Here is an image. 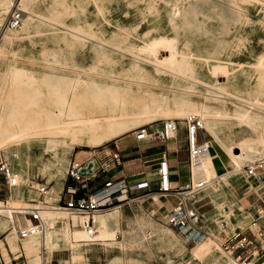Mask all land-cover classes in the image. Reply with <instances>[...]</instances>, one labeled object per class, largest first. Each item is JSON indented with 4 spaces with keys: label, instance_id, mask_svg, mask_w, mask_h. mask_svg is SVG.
Listing matches in <instances>:
<instances>
[{
    "label": "rangeland",
    "instance_id": "374dc122",
    "mask_svg": "<svg viewBox=\"0 0 264 264\" xmlns=\"http://www.w3.org/2000/svg\"><path fill=\"white\" fill-rule=\"evenodd\" d=\"M7 1L0 0L2 118L7 120V114L21 97L11 74L13 67L25 78L26 73H31L33 78L27 77L30 81H38L36 85L34 83L38 93L27 97L34 99L35 107L44 105L55 109L53 99L47 93L46 75L80 78L103 88L118 87L125 106L132 105L137 99L139 102L149 100L154 95L169 101L186 99L194 104L195 111L188 115H195L202 121L201 113L207 121L208 129L199 131L197 141L212 139L210 128L220 142L214 149L220 159H216L215 164H222L228 170L232 168L230 159L224 157L219 148L225 152L229 149L235 154L244 153L242 142L247 140L257 149L250 154L243 172L231 173L228 179L220 181L218 193L222 197L218 207L205 216L209 220L210 234L216 231L214 238L222 244L236 231L251 235L261 228L264 232V204L261 201L264 187L259 188L245 175V170L255 161L264 160V0H10L9 6L5 4ZM15 11L20 14V22L12 28L9 19ZM77 89L72 95L73 103L79 107L78 98L85 93L90 108L87 114L91 117L102 120L105 115L121 109L108 96L102 95V100L96 102L90 91ZM138 111L139 108L131 106L127 111L128 117L138 120L137 125L102 145H89L86 142L88 134H81L76 137L81 139L70 154H64L60 143L55 150L54 145L46 148L45 142L33 138L27 148L24 145L18 149L14 147L19 152L14 155L0 151V156L7 159L14 170H28L27 184L15 180L17 185L9 186L0 179V200L22 206L60 207L63 204L58 203V192L67 177L70 161H82L92 154L112 150L121 154L123 164L108 174L125 179L127 187L144 181L148 186L120 194L117 201L101 212L105 220L99 224L116 228L119 232L117 241L121 245L94 241L95 245L83 251L86 264H179L184 263L188 255L198 256L203 264L211 256L231 263L232 259L222 249L217 247L218 251H214V243V246L205 243L208 245L206 250L197 244H185L180 234L166 223V216L153 201L164 193L157 183L161 156L139 155L143 146H165L173 141L176 147L183 148L179 151L182 162L178 169L180 176H187L188 154L184 149L188 145L185 130L188 116L174 115L159 108L156 121L144 124ZM165 120H176L177 125L183 127L176 138L169 141L153 136L144 140L134 138L140 127H146L152 134L157 124ZM70 136L60 134L59 138L67 145ZM35 183L46 185L50 194H40V186ZM16 188L26 193L20 197L13 194L7 199L5 193ZM210 189L214 190L213 184L203 187L200 196L208 194ZM208 208L213 206H201L200 211ZM255 209L263 210L256 229L250 226ZM165 210L164 207L162 211ZM13 215L19 217L21 214ZM48 217L55 224L51 228L61 224L62 219ZM68 218L73 222L78 217L68 215ZM23 221L24 217L17 218L20 225ZM218 221L224 225H219ZM9 233L10 230L0 233V240H15L16 249L10 246L12 252L18 250L20 242L25 250L22 239L15 234L8 236ZM54 243L59 248L53 251H60L55 252L53 261L48 264H70L58 261L60 257L70 259V239L65 243L66 248H62L60 240ZM254 244L257 255L256 249L264 244L263 236L257 235ZM0 249L4 255L5 250ZM114 256L121 260L113 263L111 258ZM27 264H33L29 258Z\"/></svg>",
    "mask_w": 264,
    "mask_h": 264
},
{
    "label": "bare ground",
    "instance_id": "6f19581e",
    "mask_svg": "<svg viewBox=\"0 0 264 264\" xmlns=\"http://www.w3.org/2000/svg\"><path fill=\"white\" fill-rule=\"evenodd\" d=\"M5 4H8L7 6H9L12 3L10 2V0H8ZM23 16H25V14H23ZM17 69L18 68L13 67L11 69L12 71L11 74L14 75V79H16L15 82L17 85L16 92L18 95L20 94L21 97L17 98L14 108L11 109V111L7 114L6 117L7 120L2 118L3 113L0 112V151H3L7 155H14L15 153H19L18 150L16 149L20 148L21 145H24L27 148L28 142L32 138L37 140L38 142H45L46 148L52 147L54 145L53 148H55V150L56 147L59 146L58 143H60L63 147L64 154H70L71 150H73L75 145H78L79 141L77 140H80L81 138L78 137L80 139H77L76 137L81 134H88V137H86L88 138V140L86 142L89 145H102L104 143H108L112 141L114 138L118 137L119 135L127 132V130H129L131 127L139 123L137 119L127 116L128 115L127 111L130 108V106L137 109L139 108L140 112L139 111L138 112L140 113L139 115L141 121L145 122L144 124H149L156 121V113L159 108L167 110L173 113L174 115L182 114L188 116L187 118L190 117L188 115L190 112H195L193 111L194 104H192L190 101L186 99L179 98V99H171V101H169L166 97L163 96L158 97L157 95L156 97L155 95L150 96L148 98L149 100L143 102H139V100L137 99L135 102L131 103L132 105L125 106L124 104L125 102L122 100L121 90H119L118 87L108 86L106 88H103L96 83H91V82L89 83L80 78H66L63 76L51 77L50 75H46L45 85L49 97L53 99V102L55 104L54 107L55 109L52 108L48 109L44 105L43 106L39 105L38 107H35L37 103L34 101V99H32V97L30 98L27 97L31 96L34 93L35 94L38 93L36 92V87L34 86V83L36 85L38 81L36 80H35L36 82L30 81L33 78L31 73L29 72L26 73L25 74L26 78H25L22 74H20V72ZM27 74H29L30 76ZM27 77L29 78L31 77V79L29 80ZM9 82H11V80ZM77 88L86 89L87 91H90V95L94 96V100L96 102L102 100L101 97L102 95L103 97L108 96V98L111 101H114L115 104L121 108L120 111L116 113L115 112L111 113L110 115L107 114L104 116L103 119L101 118L102 120L94 116L91 117L90 115L87 114L90 111L89 110L90 108L89 105L87 104L89 102V100H87L88 98L87 99L84 98L85 93L83 94L82 98L80 99L78 98L77 102L79 104V107L77 104L75 105V103H73L72 95L74 94ZM81 95L82 94H79V96ZM83 99L85 102H83ZM134 111L135 110H133L132 112ZM131 115H133V113ZM200 117L202 121L198 119V123L201 130L203 128L208 129L206 124L207 121L205 120L204 115L200 113ZM209 131L212 139L206 141L205 145L210 146L212 144H217L220 146L219 144L220 142L217 136L215 135L214 131H212L210 128ZM60 134L71 135L70 143L65 145L64 140L59 138ZM194 139L195 137L193 136V140ZM242 145L244 147L243 149L244 153L235 154L229 149L226 150L225 152L228 155L232 164V168L230 170L218 172L214 168L210 156H207L205 158V161L203 162L205 174L209 179L208 184L205 186H209L213 184L214 191L216 193V196L213 198V203L215 207H218L219 200L222 197L221 194L218 193L219 190L218 186L220 184V181L223 179H228L231 173H236L239 171L243 172L244 167L247 165L246 163H248L249 161L250 154L253 151L257 150L253 148V146L250 145L247 140L242 142ZM14 147L16 149H14ZM262 147L264 146L262 145ZM255 163H260L261 165H263L264 160L261 159L255 161L254 164ZM216 166L218 168V165ZM220 166L221 165H219V167ZM11 169L15 174L14 180H22L24 184L25 183L27 184V180L25 176L26 173H28V170L19 171V170H14L12 167ZM35 185L40 186V184L38 183H35ZM170 185H174V183L170 182ZM44 194H48V195L50 194L48 189ZM25 206L16 205L8 201L5 203L0 200V231L10 228V233L8 236H12L14 234L18 236L16 228L12 225L13 214L18 213L24 216L27 211L26 208L33 207L27 205ZM34 206L41 208L40 213L43 218L44 229L42 232L29 234L26 238L22 239V241L26 250L27 257L30 259V261L33 264H48L53 261L51 257L52 250L54 248H59L57 244L54 243V241L55 240L62 241L63 242L62 248H64L65 243L68 242L69 237L67 235V230L69 227V223H68L69 214L61 207L46 208L38 205H34ZM98 214H101V212H98L94 215L95 223L97 222L96 216ZM49 215H51V217L54 216L55 220L57 219L63 220V222L61 220L62 225L60 224L61 225L60 228H51L53 226V223L51 221L52 219L48 217ZM72 216L78 217L77 219H75L76 225L73 227L81 229V231H78L77 234L82 236L83 241L79 242V241L70 240V246L72 250V253H70L71 255L69 257L70 259L61 262H68L70 264H74L75 262L78 264H86L85 262L87 261L84 262L85 253H83V251L89 249L87 247H91L95 245V243H93L94 241H104V242L111 241V244L121 245V242L117 241L119 232L112 225L109 224L101 225L97 223L96 226L97 232L94 236V239H91V237L87 235V233L85 232L83 226H81L83 222L87 219L86 216L71 215V217ZM205 216H208V213H205L204 217ZM205 220L209 222V220L206 217ZM218 223L219 225H224V224H220V221H218ZM206 226H207L208 236L206 239L197 243V245L202 250H204L205 248L206 249L208 248L207 244L212 243L213 245L214 243L216 245V246L213 245L214 251L217 250L218 248L221 250L222 249L221 243L214 238L216 231L215 232L211 231L210 234L208 223ZM256 228L257 226H254V229ZM255 231H257V229ZM8 242L10 246L13 248V250H15L16 249L15 240L9 238ZM0 247H2L3 250L6 249L4 248L2 242H0ZM224 252L232 259V262L239 264V262L233 256H231L226 251ZM4 256L6 261L9 262L10 257L7 256L6 251L4 252ZM111 259L113 263H115L121 260V257L114 256ZM192 261H197L203 264L198 258V256L191 257L190 255H188L186 257V260L183 262L191 264ZM179 264H181V262Z\"/></svg>",
    "mask_w": 264,
    "mask_h": 264
},
{
    "label": "built area",
    "instance_id": "2783aa9c",
    "mask_svg": "<svg viewBox=\"0 0 264 264\" xmlns=\"http://www.w3.org/2000/svg\"><path fill=\"white\" fill-rule=\"evenodd\" d=\"M20 22L19 13H12L9 19V25L12 28L18 26ZM185 130L188 138V157H189V182L184 187H177L170 185V171L169 163L166 153H162L161 160L158 165V189L164 192L165 195H172L176 198L175 204L170 208L167 214L166 223L175 229L180 234L185 244L195 245L208 236L207 221L203 213L200 211L198 203L201 201L199 193L202 188L208 184L203 162L207 156H210L209 148L205 142L199 143L197 136L201 130L198 117L195 115L186 119ZM178 125L176 120H165L162 122L161 129L157 133L149 134L146 127H140L134 135L136 140H144L147 136L158 138L163 141L173 139L176 137ZM190 136V138H189ZM193 136L195 139L193 140ZM100 161V172L106 174L114 168L121 167L123 164L122 156L119 152L108 150L100 153L97 156ZM263 165L255 163L245 170L246 178L255 182L259 188L264 187V170ZM93 163L87 164L86 161H78L73 159L70 161L67 169V177L73 182L66 188L68 194L67 201L61 206L69 215H83L86 220L81 226L85 229L87 235L94 239L96 234V223L94 215L98 212L105 211L115 201L118 200L119 195L128 193L130 186L122 180H106L101 186L92 188L90 181L95 174ZM0 175L4 182L9 186H15V174L11 169L7 159L0 156ZM148 186V182H139L136 184L137 188H144ZM47 190L46 185L40 184L38 189L40 194H44ZM264 204V195L261 199ZM25 216L28 224L26 227H18L17 234L20 239L26 238L29 234L42 232L44 229V222L41 215V208L37 206L26 208ZM261 211L255 209L252 212L250 222L251 228L257 226L262 218ZM258 236H263L264 232L261 228L257 232H252L248 235L246 232L236 231L229 238L221 244L224 251L233 256L239 264H264V244L259 245L256 249L255 255L254 241ZM253 237V239H252ZM15 264H26L25 254L20 252L16 257L11 253ZM0 263L5 264L0 249ZM189 264V263H181ZM194 264H201L196 262Z\"/></svg>",
    "mask_w": 264,
    "mask_h": 264
},
{
    "label": "crops",
    "instance_id": "0c3cea01",
    "mask_svg": "<svg viewBox=\"0 0 264 264\" xmlns=\"http://www.w3.org/2000/svg\"><path fill=\"white\" fill-rule=\"evenodd\" d=\"M161 126H162V123L161 124H157L154 133H156L158 130H160ZM180 129H183V127L182 126H178V131ZM178 131H177V133H178ZM154 133H152V134H154ZM149 134H151V132ZM179 137H181L180 133H179ZM202 142H206V139H205V141L201 140L199 143H202ZM216 147H218L217 144H212V145H210V148H209L210 158L212 160L213 166L218 172L227 171L228 169L224 165L220 164L222 167L221 166L219 167V164H218V168H217V166H216L217 164L214 163V161L216 159H218V156H219L217 154V152H214V149ZM219 149H220L221 153L223 154V156L228 159L229 157L225 153V151L222 148H219ZM181 150H183V148L182 147H178V146L176 147V143L172 141V142L167 143L165 146L164 145H160L158 147L143 146L141 148L140 152H139V155L141 153H143V154H147L146 157L152 158V157H158V156L160 157V156H162V153L165 152L166 155H167V158H168V163H169L170 180H171V183H174V185H171V186H177V187L181 188V187H184L189 182V157L187 159V162H188V167H187V170H186L187 171L186 172L187 176H185V177L180 176V171L178 169V165L182 162L180 160V158H179V151H181ZM184 150H186V152L188 154V145L186 146V148ZM99 155L100 154H97V155L92 154V155L86 157L84 160H82V161H86L87 164L93 163L96 175L94 177L90 178V181H91V184H92V188H96V187L101 186L108 179L121 180V181L123 180L126 183L125 179H121L119 177L113 178V176H115L114 174L113 175H109L108 174L109 172L106 173V174L100 172V170H99L100 161H99V159L97 157ZM94 156H95V158L93 159ZM219 163H221V162H219ZM0 179L3 180L2 177H0ZM4 184H5V182H4ZM69 185H73V182L68 177H66L65 180H64L63 185L61 186V189L58 192V194H59L58 203L59 204L60 203L64 204L67 201L68 194L66 193V188ZM17 187H20V186H17ZM16 189L17 190H15V189L11 190L10 189L9 190V194L5 193V197H8L7 199H9L10 197H12L13 194L15 196H17V197H20L21 194L23 195V193L24 194L26 193V192H23L20 188H16ZM130 189L133 190V189H139V188H137L136 184H135L133 186H130ZM201 193H202V191L199 193V198H201V201L198 203L199 209H200L201 206L212 205L213 208H211V209L208 208V210L201 211V212L203 213V215H205V213H208V214L213 213L214 210H215V205L213 203V198L216 196L215 191L213 189H210L208 194H204L203 196H200ZM152 195H154V194H152ZM160 195L161 194L157 195L158 197H155L156 195H154L155 198L153 197L154 198L153 201H154V203H156L157 209L160 210V208H161V213H163L166 216V218H167L168 211L175 204L176 198L174 196H172V195H164V194H162L161 196ZM160 197H161L162 201L160 200ZM1 201H3V200H1ZM33 205H36V204H33ZM45 207H47V206H45ZM164 207L166 209L165 212L162 211V209H164ZM20 217H24V221H23L24 223L21 222V225L19 223H17V218L19 219ZM96 217H97L96 226H97V223H99V222L102 223L105 220L104 217H103V214L102 215L98 214ZM68 223H69V227H68V230H67V235H68L69 239L71 241L82 242L83 241L82 236L77 234V232L81 231V229L73 227V226L76 225V220H74L73 222H70L68 220ZM27 224H28V221H27V217L25 215L24 216L20 215L19 217H14V215H13V224L12 225L16 228V230L18 229V227H21V228L26 227ZM54 225L55 224L53 223V226ZM61 225H62V222H61ZM61 225L60 226L58 225L56 228H60ZM9 230H10V228H8L6 230H1L0 233L5 232V231H9ZM0 242H2L4 248H6L5 251L7 253V256L10 257L9 258V262H7L6 259H5V256L3 255V252L1 251L2 256H3V260L5 261V264H15L14 261L11 260L12 259L11 253L17 255V254H19V252H22V253L25 254V250H24L21 242H20V244H18L19 248L15 252H12L9 242H4V241H1V240H0ZM6 245H8V247ZM54 249H56V248H54ZM62 250L63 249H61V251ZM58 251H60V250H55V251L52 250V252H51L52 259H53V256H54L55 252H58ZM205 255H208V254L206 253ZM25 257H26V254H25ZM27 259H26V264H27ZM58 261L61 262V261H66V260H63L62 257H60V259ZM231 263L237 264L235 262H231ZM231 263L230 262H226V263L222 262V259L214 257V256H211L209 259L206 260V262L204 264H231ZM0 264H3V263H0Z\"/></svg>",
    "mask_w": 264,
    "mask_h": 264
}]
</instances>
